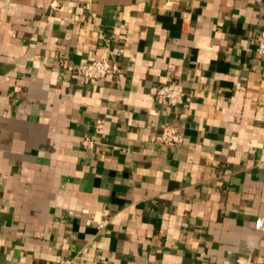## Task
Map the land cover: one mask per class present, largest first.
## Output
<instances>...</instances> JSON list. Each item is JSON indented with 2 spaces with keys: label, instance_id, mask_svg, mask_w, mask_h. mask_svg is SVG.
Wrapping results in <instances>:
<instances>
[{
  "label": "crops",
  "instance_id": "obj_1",
  "mask_svg": "<svg viewBox=\"0 0 264 264\" xmlns=\"http://www.w3.org/2000/svg\"><path fill=\"white\" fill-rule=\"evenodd\" d=\"M263 26L264 0H0V264H264Z\"/></svg>",
  "mask_w": 264,
  "mask_h": 264
},
{
  "label": "built area",
  "instance_id": "obj_2",
  "mask_svg": "<svg viewBox=\"0 0 264 264\" xmlns=\"http://www.w3.org/2000/svg\"><path fill=\"white\" fill-rule=\"evenodd\" d=\"M256 51L259 57H264V26L258 36V45ZM77 71L86 79L97 80L108 76L111 73L121 74L120 65L115 61L108 59H96L85 62L77 66ZM156 95L164 106L166 116L175 113V109L183 101L185 90L179 81H169L156 87ZM96 132L102 133L104 128L103 119L96 120ZM182 141V133L176 123L169 120L164 121L161 132V142L169 147L177 146ZM94 144L90 138H85L82 145L89 147ZM99 229L105 227L107 220L92 218ZM255 228L264 231V216H259L254 222ZM61 264H73L72 260H63Z\"/></svg>",
  "mask_w": 264,
  "mask_h": 264
}]
</instances>
